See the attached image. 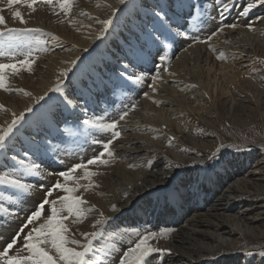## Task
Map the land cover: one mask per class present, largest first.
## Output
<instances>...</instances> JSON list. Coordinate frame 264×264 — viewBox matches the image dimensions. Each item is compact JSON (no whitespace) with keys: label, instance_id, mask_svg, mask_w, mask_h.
<instances>
[{"label":"bare ground","instance_id":"obj_1","mask_svg":"<svg viewBox=\"0 0 264 264\" xmlns=\"http://www.w3.org/2000/svg\"><path fill=\"white\" fill-rule=\"evenodd\" d=\"M207 1L213 7L212 13L216 14L212 0H184V3L205 4ZM126 4H120L119 0H76L68 17L55 14L51 7L44 4L37 5L35 12L19 7L28 26H45L50 29L47 33L59 36L60 40L49 36V44L54 51L36 62L32 72L8 77L13 88L24 89L32 96L0 89V104L5 106L0 109V127H7L13 112L19 115L26 107L41 102H35L36 98L49 93L48 90L54 87L60 70L69 67L66 61L79 57L85 68L80 76L70 74L66 87L70 93L75 89L82 90L85 95L88 91L90 93L86 95L90 110L87 116L80 115L78 123L71 118L68 121L73 131H82L78 142L83 149H101L95 141L89 143L87 132L98 135L97 140L99 137L105 140L109 135L96 128L85 130L88 128L82 123L85 118L95 115L111 120L132 103H137L136 109L129 113L125 121H121L122 136L112 145L114 156L108 159L107 165L97 164L96 175L90 177L96 187L77 192V195L82 193L89 206L95 205L106 216L118 217L114 224L106 225L110 231L117 224L121 225L116 231L119 235L117 243H114L117 251L112 254L111 264H119L120 253L126 251L129 242L134 246L137 239L128 238L130 236L123 231L124 226L157 232L170 230L166 237L152 241L154 246L172 250L171 254L161 257L155 264L242 262L247 246H240V241L248 240L250 245L260 247L264 245V199L261 197V192H264V157L261 156L263 161L260 158L255 161L253 152L234 155L228 157L225 163L214 167L207 165L203 171L199 170L216 151L217 141L213 135L218 125L216 114L221 117L222 108L234 127L246 125L254 112L264 121V82L261 84V77H264V22L257 20V17L264 16V9L254 10L262 12L254 18L253 12L250 13L246 17L248 21L237 17L236 10H233L223 24L237 23L239 26L235 29L225 27L222 33L208 42L194 43L191 37L199 36L195 28H182L181 31L187 30L189 36L177 37L175 42H170L174 44L171 50L168 49L172 53L170 66L161 72L162 79L156 85L158 91L152 92L148 87L150 79L133 84L135 90L131 87L127 89L121 83L123 88L116 85L119 74L134 72L135 62L141 69L137 74H153L155 50L145 48L140 58L133 62L126 56L129 44L140 47L137 36L145 23L151 22L152 11H160L157 5H168V13L176 16L180 24L184 21L179 18L187 17L189 12L173 7L174 0H139L135 5L129 4L130 12L122 20L117 19ZM14 9L3 8L2 14L8 25L19 22L12 17ZM113 9L118 11L113 13ZM109 16L113 17V23L104 35H100L103 26L98 19ZM217 18H213L215 22L211 19L209 23L205 22L200 34L202 37L207 38L219 27ZM250 21H255L252 29L247 26ZM221 52L225 54V59L218 58ZM125 65L128 66L127 71ZM169 71L176 75L169 76ZM97 84L100 85L96 87ZM111 87L120 91H142L138 101L131 100L124 106L118 99L114 108L103 109V113V103L99 104L94 99L98 95L108 101ZM144 92H148L152 99L145 97ZM127 97L126 100H130L132 93ZM78 103H81L80 100ZM247 104H250L249 107ZM172 137L174 139L169 144ZM79 159L75 157L73 162H79ZM5 163L9 160L0 157V168L3 170ZM130 164L135 167H129ZM177 164L180 167L185 164L192 166L188 172L181 173ZM80 174L84 173L79 171ZM55 194L57 192L53 196ZM39 198L42 200L44 194L39 193ZM112 204H116L121 211L113 212ZM95 218H98V212L93 211L82 223L69 224L77 239L83 241L79 233L94 230L92 223ZM108 235H103L97 242L115 240L107 238ZM97 259H104L108 264V257L99 255V252ZM259 260V257L258 260L252 258L251 264H259Z\"/></svg>","mask_w":264,"mask_h":264},{"label":"snow or ice","instance_id":"obj_2","mask_svg":"<svg viewBox=\"0 0 264 264\" xmlns=\"http://www.w3.org/2000/svg\"><path fill=\"white\" fill-rule=\"evenodd\" d=\"M40 0H6L7 6L12 8L13 5L24 4L32 12L36 11V5ZM48 6L52 7L55 14L63 13L65 17L71 15L76 0H42ZM120 4H126L127 0H119ZM215 7L217 17L219 18L220 25L217 29L207 36L205 41H201L198 35H193L191 39L194 43L208 42L216 37L219 33L224 31L225 27L237 28V23L225 25L223 21L227 18L233 10H236V15L239 18L249 17L257 8L264 9V0H212ZM176 8H184L189 12L188 17H180L184 21L183 24L178 23V18L170 15L167 11L168 5L159 4L157 7L160 11H152V20L150 24L142 27L141 33L137 36V41L140 42V47L129 44V49L126 53L127 58L135 62L140 58V53L145 48L148 51L155 49L156 55L154 57V64L152 72L149 76L147 73L141 72L139 74L133 72L127 76V80H131L134 84L151 80L148 85L152 92L158 91L156 85L162 79L161 72L166 71L171 63L170 56L164 51L170 49L172 43L175 42L177 37L188 36L187 30L180 31V28H187L196 25L201 21V17H206L208 9L199 3H192L185 5L184 0H174L172 5ZM57 9L59 10L57 12ZM113 13L118 11L112 10ZM3 8H0V36L8 35L10 37L27 35L30 33L43 32L41 28L28 27V21L25 19L19 7L12 11V17L18 20L22 25L21 27H9L6 23L5 16L2 14ZM195 12L196 15H191ZM87 14V13H81ZM98 19V18H97ZM191 19L192 24L188 23ZM215 19V17H214ZM257 20L264 22V16L257 17ZM69 23H73L69 20ZM98 23L103 27L100 35H104L113 23V17L109 16L107 19L99 20ZM255 21H250L247 25L249 29L253 28ZM173 24H177V28H173ZM54 40L59 41L60 37L53 33H48ZM43 41H36V47L29 46L22 53L23 59H16L15 62L4 63L0 62V89L8 92L17 91L22 92L28 96H32L31 92H27L21 88H13L9 83L8 77L10 75H17L22 69L28 72L33 71V65L40 58L37 53H45L49 51L44 46ZM191 46V45H189ZM210 47H214L209 44ZM163 53V54H161ZM11 55L8 52L0 51V56ZM219 59H225V54L220 53ZM79 57L74 60L66 61L69 67L60 70V74L56 77L54 87L49 89V92L60 94L57 103L50 105L47 109L34 112L33 106H28L24 111L17 115L12 113V120L7 124V127H0V157H4L9 161H13L10 170H3L0 168V184L7 186L5 191L10 189L16 190L13 195L17 200L13 201V206H19V198L24 194H32L37 191L33 184L25 182L22 178L23 175L41 176L39 166L34 162L29 161L30 155L37 159H42L50 147L49 138H56L57 133H61V125L67 124L69 118L73 122H79V116L88 113V97L80 89H75L69 92L65 85V81L69 77V73L79 61ZM158 65V66H157ZM125 71L128 66L125 65ZM169 76H175L176 73L169 71ZM189 87H197V85H189ZM143 95L149 99L148 92ZM48 96V92L36 98L35 102L43 101ZM78 100H83L84 103H78ZM34 102V103H35ZM157 103H162L157 101ZM137 103H132L128 108L122 110L116 118L106 120L103 116H90L82 121L84 125L91 126L92 128L99 129L102 133H108V138L105 140H96L95 143L99 145L102 150L94 155L92 158L85 162L73 164L66 170L50 173L49 175L57 177L55 182L45 188L40 184L41 191L44 192V198L38 202L35 210H32L29 215L25 217V222L10 238V241L5 242L0 246V264H105L104 260L97 259V253L108 257V264L113 260V253L117 251L114 245L105 243V245L96 249L94 243L101 238L106 229V225L114 224L118 217L106 216L102 210H99L95 205H88V201L82 198V193L77 195L80 189L84 191L96 187L90 177L96 175L95 172L89 170V165H107L109 160L105 156L111 158L114 156L112 145L114 141L122 136L120 128L123 127L121 121H125L131 111H134ZM5 106L0 104V109ZM32 113V118L26 120V114ZM26 126V127H25ZM24 132H27V138H24ZM174 137L169 138L171 144ZM20 140L21 145L25 148L23 152L18 150L17 141ZM242 146L238 144H221L219 148L209 157V167H214L216 164L226 162L227 150L235 148L239 150ZM11 154V155H10ZM17 157H22L17 159ZM197 163V162H193ZM199 163H204L200 161ZM50 167H57L56 162H52ZM4 167H7L5 165ZM135 167V165H129ZM176 167H180L178 164ZM77 170H82L84 175H75ZM63 179V182L61 181ZM81 179H87L88 183L81 184ZM71 182V186H69ZM54 192H63V195H58L56 198L50 199ZM127 195V194H126ZM175 195V194H173ZM6 198L0 193V201H5ZM49 207L48 214H44L45 206ZM113 212L121 211L116 204L111 205ZM93 211L98 212V218H95L92 223L93 231L81 232L80 236L83 241L77 239L75 234L72 233L70 223H82L83 220L88 218V215ZM0 219H8L18 215L10 207H6L4 202H0ZM71 217V220H70ZM67 221V223H66ZM31 226V228H29ZM121 225L117 224L113 231H118ZM25 229H29L25 232ZM170 230L162 229L160 231L147 230L141 233L138 230H133L132 235L137 237L134 242H129L126 251L120 253L119 264H155L157 260L165 255L172 253L170 248L154 246L152 241H158L162 237L169 235ZM91 256V258H90ZM260 258L259 264H264V250H244V260L237 261V264H251L253 257Z\"/></svg>","mask_w":264,"mask_h":264},{"label":"rangeland","instance_id":"obj_3","mask_svg":"<svg viewBox=\"0 0 264 264\" xmlns=\"http://www.w3.org/2000/svg\"><path fill=\"white\" fill-rule=\"evenodd\" d=\"M138 2H139V0H128L126 6H124L121 9V11L119 12V14L117 16V19H121L122 20L124 18V16L126 15V13L130 12V11H128L129 4L135 5ZM196 3H199V2H196ZM39 4H44L45 6H48L45 3H43L42 0H40V2L37 3V5H39ZM199 4L203 5L205 8L208 9L207 16L206 17H201V21L202 22H198L196 25L192 26L191 28L187 27V29L188 28H190V29H194L195 28V31H196L197 34H199V36L201 38V41L202 40L205 41L206 38H204V37H202L200 35L202 33V28L205 27L206 23H209V21H210L209 19H211L212 21L215 22V20L213 18L216 17V14L212 13L213 7L211 6L209 1L205 2V4H202V3H199ZM20 5L21 6H19V5H17V6L28 9L24 4H20ZM37 5H36V7H37ZM0 6H2L0 8H4V9H7V10L17 7L16 5H13L12 8H9L7 6L6 0H0ZM48 7H51V6H48ZM132 8H131V10H132ZM58 11L59 10L57 9V12ZM262 11H264V10H262ZM262 11L253 12V14H252L253 17L252 18H254L257 15V13L262 12ZM60 14H63V13H60ZM191 15H196V13L192 12ZM147 19L149 20L150 17H148ZM244 20L248 21L247 18L244 19ZM190 22L192 23L191 19H189L188 23L190 24ZM217 22H220L218 18H217ZM7 25H8V23H7ZM145 25H146V23H145ZM8 26L9 27H21L22 25L19 22H18V24L16 22V23H13V25H8ZM28 27H35V26H28ZM35 28H41L44 31L43 32H38V33H30V34L22 35V36H15V37H10L8 35L0 36V51H5V52H8V53L11 54V55H8V56H0V62L9 63V62H15L16 59H23L22 53L29 46L36 47V41L45 42L44 46L48 47V49H49V51H47L45 53H37V55H40L39 56L40 58L36 61L37 63H38V61L40 59H43L44 56L49 55L51 52H53L54 50L51 48V45L49 44V35L47 33V30H50V29H47L45 26H41V27L40 26H36ZM173 28H177V26L173 24ZM214 29H215V27H214ZM179 30L181 31L182 28H180ZM188 36H186V37H188ZM172 45H174V44H172ZM170 50H171V48H170ZM164 51L170 57L172 56L171 51L169 53L168 49H165ZM161 54H163V53H161ZM153 55H156V54L154 53ZM84 65L85 64L83 63V60H80L76 64V66L73 69V71L69 73V76H70V74L71 75L74 74L75 76H80L82 71L85 68ZM135 65H133V69H135L134 72L137 73L141 69L138 68L139 67L138 63L135 62ZM141 65H144V63H142ZM25 71H27V70L22 69L20 71V73L25 72ZM129 75H131V74H128V73L125 74L124 72H122V74H119V81H118L119 83L116 84L117 87L121 86L120 88H123V86L125 85V87L127 89L129 87H131L130 89H132V88L134 89V86H133L134 83L131 80H127L126 79V77L129 76ZM12 76H14V75H12ZM66 81H65V85H66ZM261 81H262L261 82V84H262L264 82V77H261ZM120 83L124 84V85H121ZM126 83H128V84H126ZM129 83H131V84H129ZM99 85L100 84H97L96 87L99 86ZM263 86H264V84H263ZM110 89H111V92L108 93V95H109L108 101L105 102L102 99V96L99 97L98 95L94 99L99 104L103 103L102 108H101L103 113H104L103 109H106L108 107H113L114 108V106H116V101L118 99L122 100V103L125 104L124 106H126L131 100L138 101L140 92L142 91V90H136V91H132L131 90L130 91V89H129V91H127V90L120 91L116 87H111ZM119 91H120V93H119ZM88 92H86V95L90 94ZM128 92L132 93V97L130 98V100H126V99H128L127 95L130 94V93L128 94ZM59 96H60V94H58V93L49 92L48 96L45 98V100L33 105L34 112H37V110L43 111V110L47 109L50 105L58 102ZM121 97H123V98H121ZM80 102L84 103L83 100H80ZM87 104H88V101H87ZM249 105L250 104H247L246 106L249 107ZM89 111L90 110H89V107H88V112ZM224 111L225 110L222 108V112L220 113L221 117H219V118H218V114H216V119L218 121L217 122L218 125L216 126L217 128H215L216 130L214 129L215 132H214V135H213V138H215V141H217L216 142V147H215L214 150L219 148V146L221 144H224V145L238 144V145H241L242 147L239 150H237L235 148L228 149L227 150V158L231 157V156H234V155L235 156L236 155L237 156H242V154L253 152V153H255V161L258 160L259 158L262 159L261 156L264 157V121H263V119L259 116V114L257 112H254L253 114L251 113L252 116H251V118L249 120L250 123L248 122L246 125H244L242 127L241 126L240 127H234L233 123L230 122V120L227 118V116H226ZM92 112L93 111H91V114H92ZM117 113H118V111L116 112V114ZM32 116H33L32 113H27L26 114V120L29 119V118H32ZM80 120L82 121V119H80ZM62 126H63V132L55 134L56 135L55 139H53L51 137L49 138L50 147L47 150V154L42 159H37L36 157H32L30 155L29 161H26V162H34L35 164H37L39 166V169L41 170V173H42L41 176H30V175H26V174L22 176V178L25 180V182L33 184L36 187L37 191L32 193L33 195L32 194H30V195L29 194H24L23 196H21L19 198V202H18L19 206L18 207H14L13 206V201L17 200V197H15L13 195V193L16 190L8 188V190L5 191L7 186L0 184V193H2L4 197L9 198V199H6L5 201H0V202H4L6 207H10V209L12 211L18 213V215L10 217V218H8L6 220L0 219V221H1L0 222V246L4 245L5 242L10 241V238L19 229V227L22 225V223L25 222V217L27 215H29L32 210H35L36 206L38 205V202L41 201L40 198H39V193H41V194L43 193L44 194V192L39 190L40 189V184H43L44 187L47 188V187H50L55 182V179L57 177L49 175L50 173L58 172V171H61V170H66L67 168L71 167L75 163H79V162H85L86 163V161L88 159H90L94 155H96L94 153L97 152V154H98L102 150V148L99 149V150L97 148H94V149H92V151H88V150L83 149L81 147V145H80V142H78L79 141V136H80V134H82V131L81 130L80 131H73L70 122H68L67 124H62L60 127H62ZM78 128H80V127L78 126ZM90 128H92V127L88 126V128L85 129V130H88ZM27 135H28V133L24 132V138L25 139L27 138ZM89 136H90L89 143H91V144L94 143V141H96L97 137H98V135H96L94 133L90 135V132H87L86 137L88 138ZM98 140H104V139L99 137ZM94 145L95 144L90 145V146H88V148L92 147ZM17 146H18V150L19 151L23 152L25 150V148L21 145V142L19 140L17 141ZM75 157L80 158L81 160L79 159V162H73ZM20 158H22V157H17V159H20ZM104 158L111 159L112 157L109 158V157L105 156ZM53 161L58 164L57 167H50L49 166L50 163H52ZM252 161H254V160H252ZM262 161H263V159H262ZM13 163H14L13 161H9V163H5L7 165V167L4 168V170H10L12 165H13ZM207 165H209V158L207 160V163L202 165V167H201L202 170L199 168L200 169L199 171H203V169L207 168ZM216 165H219V164H216ZM191 166L192 165H190V164H185V165L181 166L180 167V169H181L180 172L181 173L188 172L191 169ZM88 167H89L90 171L97 173L98 165H89ZM79 171L83 172L82 170H77L75 175H77V176H81L82 175L83 176L84 174H80L79 175ZM61 181L63 182L62 178H61ZM83 181H88V180L87 179L80 180V182H83ZM69 183H70L69 186H71V182H69ZM86 183H88V182H86ZM191 190H192V188H191ZM63 194H64L63 192H57V194H55L54 196L50 197V199L55 198L58 195H63ZM198 197H199V195H198ZM261 197L264 199V192H261ZM48 212H49V207L45 206L44 214L46 215V214H48ZM0 216H3V214L0 213ZM29 228H31V226H29ZM126 228H127L126 226L123 227V231L125 232V234L130 236L128 238L133 237L134 239H136L137 237L135 235L131 234L133 230H138L141 233H144L145 231L150 230V229L143 228V227H135V228H127V229ZM28 230L29 229H25V232H27ZM113 230L114 229H112L110 231V229H109V230H107L104 233V235L109 233L107 238H115V240L107 242V244H110V245H114V243H117V239L119 237L118 232L113 231ZM240 242H239L240 246L241 245L242 246L244 245L245 247L247 246L245 248L246 250H264V245L262 247L250 245V242L248 240H246V241L243 240V241H240ZM104 245H105V242L101 243V242H97L96 241L94 243V247L96 249H100ZM103 256H105V255H103ZM253 258H255V260H258V256L253 257ZM116 261L117 260L115 259V262Z\"/></svg>","mask_w":264,"mask_h":264}]
</instances>
